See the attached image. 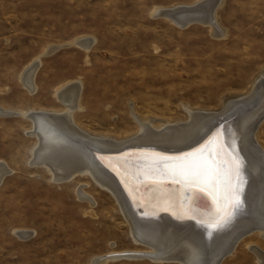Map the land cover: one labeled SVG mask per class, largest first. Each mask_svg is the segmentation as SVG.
<instances>
[{
	"label": "rangeland",
	"instance_id": "rangeland-1",
	"mask_svg": "<svg viewBox=\"0 0 264 264\" xmlns=\"http://www.w3.org/2000/svg\"><path fill=\"white\" fill-rule=\"evenodd\" d=\"M196 1L0 0V107L60 111L57 89L80 81L76 123L123 140L137 137L141 122L163 128L248 95L264 73V0H221L222 36L200 22L183 27L154 15ZM85 37L94 40L88 50L75 44ZM36 59L31 92L22 75ZM32 126L21 114L0 115V161L11 170L0 181V264H92L111 252L150 251L111 190L87 174L56 181L30 162L38 143ZM256 136L264 147V120ZM249 245L264 250L263 233L244 238L222 264H257ZM150 257L105 264H182Z\"/></svg>",
	"mask_w": 264,
	"mask_h": 264
},
{
	"label": "bare ground",
	"instance_id": "bare-ground-1",
	"mask_svg": "<svg viewBox=\"0 0 264 264\" xmlns=\"http://www.w3.org/2000/svg\"><path fill=\"white\" fill-rule=\"evenodd\" d=\"M220 2L199 0L193 4L158 7L154 15L165 16L181 26L191 12L178 8L198 5L192 14L208 18L203 24L210 26L214 35L222 36L224 31L215 16ZM93 42L91 37H85L76 40L75 44L88 50ZM38 66L40 60L36 59L23 70L22 80L31 92L36 90L34 76ZM81 93L82 83L69 81L56 91V97L65 106L63 110L20 112L0 107V115L21 114L29 118L33 126L28 131L38 137L30 162L46 166L56 181L90 175L118 198L131 220L135 239L152 245L150 251L111 252L94 258L92 264L145 255L157 261L175 260L182 264H222L244 238L256 232L264 235V147L256 136L264 120V73L248 95L229 100L220 110H189L188 121L169 123L162 125L163 128L152 122H141V133L123 140L93 136L83 131L74 118V113L82 107ZM223 120L226 123L219 130L221 136L212 140L205 150L207 153L175 154L179 158L158 165L168 174L154 171L152 175L147 174L143 166L137 165V159H149L145 152L115 156L96 154L129 146L184 150L201 142L212 127ZM208 151L212 153L208 154ZM217 162L226 163L228 169L222 172ZM179 165L186 168L201 166L204 171L198 183L194 184L191 177L173 175L170 170ZM214 168L220 169L219 176ZM9 172L11 170L0 161V181ZM139 173L141 175L137 176ZM224 175L228 180L226 184L222 182ZM77 191L81 198L90 200L81 187ZM136 204L142 205L145 215H154V218L138 216L140 209ZM161 211L166 212L159 213ZM151 224L157 227L150 231ZM16 234L24 238L33 232L17 231ZM249 248L257 256V264H264V250L257 245H249Z\"/></svg>",
	"mask_w": 264,
	"mask_h": 264
},
{
	"label": "water",
	"instance_id": "water-1",
	"mask_svg": "<svg viewBox=\"0 0 264 264\" xmlns=\"http://www.w3.org/2000/svg\"><path fill=\"white\" fill-rule=\"evenodd\" d=\"M196 7H198V5L181 6L180 8H178V9H187L189 12H191V13H189V16L186 17L183 20V23H182L181 26H187L189 24L196 23V22L206 23L208 18L205 19V18L202 17V15H197L196 13L192 14L193 10ZM225 123L226 122H224V120L221 121V122L219 121L215 126L212 127V129L208 133V136H206L201 142L195 144L194 146H192L190 148H187V149H184V150H180V151H170V150H164V149H160V148H156V147H146V146H129V147H125V148H123V149H121L119 151H111V152H99L98 151V153H96V154L97 155L98 154L99 155H104L105 154L104 156H107V155L115 156V155L123 154V153L134 154L136 152H145L144 154H148V156H150L149 159H147V160L137 159V165L143 166L145 168V171H146L147 174H151L152 175V172L154 171L156 174L157 173H161L162 175H164L165 173L166 174H168V173L167 172H162L161 169L158 168V165H161V164H163L165 162H169V161L171 162L172 160H175V159L179 158V156H176L175 154H180V156H188V154H196V155L197 154H202V152H204L206 150V148H208V146H210V143L212 142V140H214L215 138L217 139V137L219 138L221 136V135L219 136V134L221 133V132H219V130H220V128L224 127ZM209 136H210V138L207 139V137H209ZM206 139H207V142L205 144H203L204 140H206ZM209 152L210 151H208V154H209ZM210 153H212V152H210ZM97 158H98V156H97ZM135 163H136V161L134 162V164ZM218 165H219V167H218ZM220 166H221L222 172L228 169V166L224 162H221V163L217 162V167L220 168ZM105 167L108 170H110L114 175H116V173L113 170H111L107 166H105ZM219 170L217 168L216 169L214 168V171L217 173V176L220 175V171ZM214 171H213V175L215 174ZM136 175L137 176L141 175V173L136 174ZM225 178H226V176L224 175V178L222 177L223 184H226L227 181H228ZM137 207H138V209H140L139 210L140 213L137 214V215L140 216L141 218L142 217L154 218V217H152L154 215L147 216V215L144 214L145 210H143L142 205L139 204V205H137ZM163 212H166V211H161L159 213H163ZM188 218L193 219V217H188Z\"/></svg>",
	"mask_w": 264,
	"mask_h": 264
},
{
	"label": "snow or ice",
	"instance_id": "snow-or-ice-1",
	"mask_svg": "<svg viewBox=\"0 0 264 264\" xmlns=\"http://www.w3.org/2000/svg\"><path fill=\"white\" fill-rule=\"evenodd\" d=\"M170 171L173 175L180 174L187 177H191L192 182L195 184L198 183V178L200 175H202L204 169L199 165H192L188 166L187 168L184 165H179L177 167L172 168Z\"/></svg>",
	"mask_w": 264,
	"mask_h": 264
}]
</instances>
